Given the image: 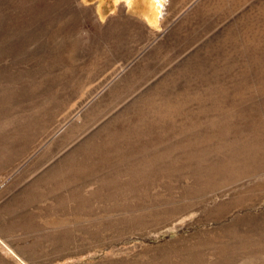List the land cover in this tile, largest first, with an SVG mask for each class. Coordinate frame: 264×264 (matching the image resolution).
I'll return each instance as SVG.
<instances>
[{
	"label": "rangeland",
	"instance_id": "1",
	"mask_svg": "<svg viewBox=\"0 0 264 264\" xmlns=\"http://www.w3.org/2000/svg\"><path fill=\"white\" fill-rule=\"evenodd\" d=\"M226 1L0 0V264H264V0Z\"/></svg>",
	"mask_w": 264,
	"mask_h": 264
},
{
	"label": "bare ground",
	"instance_id": "2",
	"mask_svg": "<svg viewBox=\"0 0 264 264\" xmlns=\"http://www.w3.org/2000/svg\"><path fill=\"white\" fill-rule=\"evenodd\" d=\"M199 1V0H198ZM226 1V0H225ZM230 1V0H229ZM243 1V0H242ZM248 1V0H247ZM227 2V1H226ZM231 8V7H230ZM246 8V5H243L242 7H240L239 9H237V10H235L234 12H232L230 15H228L225 19H224V21H221V22H219L211 31H210V33L213 35V36H215L224 26H225V24L227 23V21H229L230 20V18H233V17H235L237 14H238V12L241 10V11H243L244 9ZM212 9V8H211ZM218 12V11H217ZM216 13V12H215ZM217 15H218V13H216ZM207 15V14H206ZM220 16V15H219ZM222 16V15H221ZM218 19H219V17H218ZM216 20H217V18H216ZM211 21V20H210ZM207 22H208V20H207ZM219 36V35H218ZM201 37V36H200Z\"/></svg>",
	"mask_w": 264,
	"mask_h": 264
},
{
	"label": "snow or ice",
	"instance_id": "3",
	"mask_svg": "<svg viewBox=\"0 0 264 264\" xmlns=\"http://www.w3.org/2000/svg\"><path fill=\"white\" fill-rule=\"evenodd\" d=\"M157 2H158V0H157Z\"/></svg>",
	"mask_w": 264,
	"mask_h": 264
}]
</instances>
